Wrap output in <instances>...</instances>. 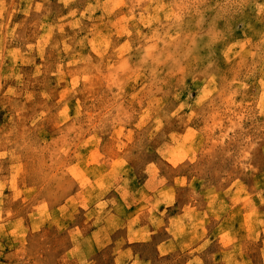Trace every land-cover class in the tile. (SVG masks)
I'll return each mask as SVG.
<instances>
[{
    "label": "rangeland",
    "instance_id": "1",
    "mask_svg": "<svg viewBox=\"0 0 264 264\" xmlns=\"http://www.w3.org/2000/svg\"><path fill=\"white\" fill-rule=\"evenodd\" d=\"M261 2H6L0 222L15 179L27 189L21 200L58 202L63 190L102 178L106 153L125 152L133 157L117 164L124 173L149 163L182 177L179 234L205 241L196 251L207 264H264ZM101 183L107 189L116 179Z\"/></svg>",
    "mask_w": 264,
    "mask_h": 264
},
{
    "label": "crops",
    "instance_id": "2",
    "mask_svg": "<svg viewBox=\"0 0 264 264\" xmlns=\"http://www.w3.org/2000/svg\"><path fill=\"white\" fill-rule=\"evenodd\" d=\"M15 1L0 0V8ZM106 156V168L97 175L111 184L115 178V185L106 189L101 187L102 178L94 179L90 186L78 184L72 193L63 190L58 202L26 200L29 196L21 200L27 189L14 180L8 188L12 202L2 204L1 214L9 217L0 222V256L7 258L0 264H177L175 256L185 253L178 264L208 263L196 251L205 241L192 245L179 234L183 212L174 209L181 202L182 177H166L149 163L140 171L132 166L127 174L117 164H130V153ZM28 189L32 192L30 185ZM230 252H221L222 261ZM233 255L240 262L239 253Z\"/></svg>",
    "mask_w": 264,
    "mask_h": 264
},
{
    "label": "clouds",
    "instance_id": "3",
    "mask_svg": "<svg viewBox=\"0 0 264 264\" xmlns=\"http://www.w3.org/2000/svg\"><path fill=\"white\" fill-rule=\"evenodd\" d=\"M158 10H159V8H158ZM256 14H257V16L264 14V2L256 4ZM150 19L151 18H149V20H147V21H144L146 25L148 22H150ZM142 20H143V18H142ZM125 48H127V45H125ZM181 107H184V105H181ZM175 114H176L175 112L172 113V115H175ZM157 124H159V121H157ZM121 163H123V161H121ZM226 236H227V234H225V238H226Z\"/></svg>",
    "mask_w": 264,
    "mask_h": 264
}]
</instances>
